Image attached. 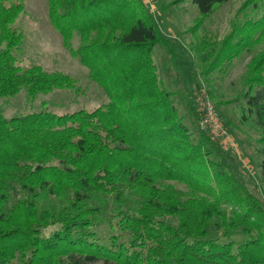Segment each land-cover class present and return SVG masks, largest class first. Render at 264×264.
Segmentation results:
<instances>
[{
    "label": "trees",
    "instance_id": "16d2710c",
    "mask_svg": "<svg viewBox=\"0 0 264 264\" xmlns=\"http://www.w3.org/2000/svg\"><path fill=\"white\" fill-rule=\"evenodd\" d=\"M190 1L203 18L229 0ZM46 2L63 48L109 101L61 115L0 110V264H264V205L192 140L158 80L152 56L164 36L142 1ZM24 8L0 0V100L76 89L62 72L19 67L13 24ZM256 8L260 17L218 48L201 39L210 71L264 39V0ZM241 93L260 130L264 183V51L248 63ZM51 197L59 202L41 204ZM235 235L243 241L228 240Z\"/></svg>",
    "mask_w": 264,
    "mask_h": 264
},
{
    "label": "rangeland",
    "instance_id": "374dc122",
    "mask_svg": "<svg viewBox=\"0 0 264 264\" xmlns=\"http://www.w3.org/2000/svg\"><path fill=\"white\" fill-rule=\"evenodd\" d=\"M156 20L163 33V44L153 51L158 80L162 87L172 93V100L182 118L183 124L191 133L195 143L199 141L211 153V159L221 163L225 171L242 179L248 191L264 205V183L260 179L261 137L253 115L245 109L242 99L243 79L250 60L264 51V39L243 51L230 62L214 65L204 62V55L197 49L202 38L219 47L223 40L245 22L257 20L261 13L262 0H229L217 6L210 14L200 18L196 5L190 0H141ZM23 13L13 24L22 33V44L14 51L22 70L32 65L41 66L46 72H62L75 81L72 90H53L29 99L24 91L14 97L0 100V110L5 118L32 112L49 111L61 115L78 110L92 111L106 104L109 99L104 91L88 77V70L70 56L63 48L62 39L52 27L48 17L46 0H24ZM256 3V4H255ZM79 40L72 39L73 48ZM171 52H166V49ZM175 53V55L172 54ZM204 89V96L215 108L225 135L211 137L198 126L196 93ZM189 104L193 105L194 113ZM180 190L187 191L183 185L175 184ZM19 197L16 192L13 199ZM58 203L56 198H46L41 204ZM225 207V206H223ZM229 210L228 207H225ZM98 231L105 236L109 232L107 220ZM242 242L243 237L235 235L231 239ZM228 240L221 239L222 242ZM12 264H19L14 261Z\"/></svg>",
    "mask_w": 264,
    "mask_h": 264
},
{
    "label": "built area",
    "instance_id": "2783aa9c",
    "mask_svg": "<svg viewBox=\"0 0 264 264\" xmlns=\"http://www.w3.org/2000/svg\"><path fill=\"white\" fill-rule=\"evenodd\" d=\"M204 89L198 90L196 95L198 126L201 131H206L211 137L219 138L225 135L219 116L213 105L204 96Z\"/></svg>",
    "mask_w": 264,
    "mask_h": 264
},
{
    "label": "crops",
    "instance_id": "0c3cea01",
    "mask_svg": "<svg viewBox=\"0 0 264 264\" xmlns=\"http://www.w3.org/2000/svg\"><path fill=\"white\" fill-rule=\"evenodd\" d=\"M166 52H171V49L167 48ZM173 55H175V53L172 52Z\"/></svg>",
    "mask_w": 264,
    "mask_h": 264
}]
</instances>
